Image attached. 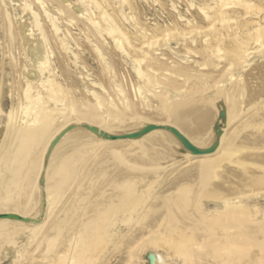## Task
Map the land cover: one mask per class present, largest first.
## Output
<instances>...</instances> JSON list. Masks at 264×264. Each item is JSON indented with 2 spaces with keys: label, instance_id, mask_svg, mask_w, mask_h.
Instances as JSON below:
<instances>
[{
  "label": "bare ground",
  "instance_id": "6f19581e",
  "mask_svg": "<svg viewBox=\"0 0 264 264\" xmlns=\"http://www.w3.org/2000/svg\"><path fill=\"white\" fill-rule=\"evenodd\" d=\"M262 41L264 0H0V264H264Z\"/></svg>",
  "mask_w": 264,
  "mask_h": 264
},
{
  "label": "water",
  "instance_id": "95a60500",
  "mask_svg": "<svg viewBox=\"0 0 264 264\" xmlns=\"http://www.w3.org/2000/svg\"><path fill=\"white\" fill-rule=\"evenodd\" d=\"M157 127L154 126V125H148L146 128H144V130H142L141 132H137V133H133V134H130V135H125V136H122V137H117V136H107V134L101 132V135L104 136L105 138L107 139H110V140H116V139H119V138H129V139H136V138H139L149 132H151L152 130H155ZM89 130H91L92 132L94 133H98V130L96 128H89ZM171 131L180 139V141L183 143V145L188 149L190 150L191 152L195 153V154H204L205 152H203L202 150L196 148L193 144H191L183 135H181L176 129L174 128H171ZM64 133V132H63ZM57 140L53 143L52 147L56 144ZM214 149H211L209 150L208 152H211L213 151ZM43 184V180L41 182ZM1 217H4V218H11V219H17V220H25V221H29L28 219H23L17 215H12V214H4L2 215ZM148 259L149 261L153 262V259H154V256L153 254H149L148 256Z\"/></svg>",
  "mask_w": 264,
  "mask_h": 264
},
{
  "label": "rangeland",
  "instance_id": "374dc122",
  "mask_svg": "<svg viewBox=\"0 0 264 264\" xmlns=\"http://www.w3.org/2000/svg\"><path fill=\"white\" fill-rule=\"evenodd\" d=\"M262 42H264V41H262ZM262 44L264 45V43H262ZM258 46H260V43H257V47ZM255 56L253 55V58H252L251 63H248L249 66L254 65V64L255 65H258L261 62L262 59H261V57L256 52H255ZM238 72L239 71H236L235 74L236 75H239L240 73H238ZM261 73H264V68L261 70ZM255 205L256 206H259L260 208H263L264 207V199L263 198H259V199L252 198L251 199L250 206L251 207L254 206V208H255ZM151 252L154 253V254H156L157 251L152 250V249H147V250L144 249V250H141L140 253H139L138 264H149L148 256H149V254H151ZM161 253H162L163 257H164L165 263L168 264L169 259H168L167 255L164 252H161Z\"/></svg>",
  "mask_w": 264,
  "mask_h": 264
}]
</instances>
